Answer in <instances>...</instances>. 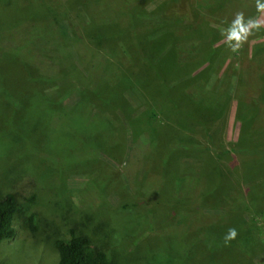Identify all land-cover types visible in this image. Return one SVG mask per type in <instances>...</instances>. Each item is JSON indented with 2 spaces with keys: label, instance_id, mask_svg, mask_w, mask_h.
I'll return each instance as SVG.
<instances>
[{
  "label": "rangeland",
  "instance_id": "1",
  "mask_svg": "<svg viewBox=\"0 0 264 264\" xmlns=\"http://www.w3.org/2000/svg\"><path fill=\"white\" fill-rule=\"evenodd\" d=\"M192 1L0 0V195L19 210L0 264H56L71 229L107 264H264V202L246 197H264V128L235 111L248 92L257 107L264 78L253 92L228 68L261 64L264 36L237 52L221 36L237 13L264 12Z\"/></svg>",
  "mask_w": 264,
  "mask_h": 264
},
{
  "label": "trees",
  "instance_id": "2",
  "mask_svg": "<svg viewBox=\"0 0 264 264\" xmlns=\"http://www.w3.org/2000/svg\"><path fill=\"white\" fill-rule=\"evenodd\" d=\"M220 1H224V3L226 2V0H218L217 2H215L214 6H212V8H214V9L222 8L224 6V3H221ZM241 1L242 0H239V3H236V2L232 3L231 2L232 4L229 5L228 9H230L232 12H234V10H236L239 6L246 5V4H244V2H241ZM261 3H264V0H261ZM188 4L189 3L187 2V5H185V6L187 9L186 12H188L189 14L184 13V16H182V19H184V22L181 21L182 24L186 23V20L188 21L186 15L189 17H193V13L190 10L191 5H188ZM137 7H138V5H137ZM222 9H224V8H222ZM196 19H198V18L194 17V21H196ZM200 23H199V26H200ZM259 31H261V32L258 34H256V33L254 34L255 39L264 36V28L259 29ZM204 34H206V33L204 32ZM208 44L209 45H208L207 49L209 48L210 51L207 52V50L204 49V52H206L205 55L209 56L208 59L211 60L210 61V63H211L212 59H213V57L211 56L212 50H218L219 47H213V45H211L210 43H208ZM255 44H264V39H262L261 42H258ZM198 46H201V44H199ZM157 48L158 49L160 48L163 51L161 53V55H166V56H167V54L172 53L174 50L173 47H171V46L170 47L169 46L168 47L167 46L166 47L156 46L153 49L156 50ZM166 48H168V49L171 48V52L165 53L164 51H166ZM138 49L140 50L139 47H138ZM168 56H169L168 59H170L171 55H168ZM250 58H254V57H250ZM263 62H261V64L258 62H257V64H255V63L251 64V63L247 62V58H242V60H239L236 62L237 65H235L236 63L232 62V64H230L231 66L228 68H231V67L236 68L237 67L239 72H237V69L234 72L237 76V78H235V79H237L238 84L241 83V85L244 86L245 89H249L251 91L253 90V92H254L256 88L252 87L251 82L255 76H257L258 78L260 76L262 78H264V76H263L264 72L260 73V74L258 72L261 68L264 67ZM186 68H187V66H186ZM188 68H190V67H188ZM193 69L194 68H191L190 71L193 72L192 71ZM203 71L205 72V81H206L208 79V76L210 75V72L207 69H205ZM203 71L201 70V71H198L197 73H200ZM258 75H260V76H258ZM230 76H231V73L229 71V72H225L224 75L220 78V84L219 85L226 90V93H227V90L229 89L228 85L231 81ZM259 82H260V88L261 89H257V92L260 93L261 95H257L259 98L257 107H255L256 103L253 100V94L251 92H248L247 97H248V95H250V97L247 99L244 98L242 100L239 99L237 102L236 110H235L237 112V114H238V112L243 113V114H247V116L249 117L248 120L250 122V130H252V131L257 130L259 128H264V125H263V123H264L263 122V120H264V107H263L264 106V99H262V98H264V87L262 86L261 79L259 80ZM194 90H196V89H194V87L182 86V89H180V94L183 95V97L189 95L192 97V99H194V95H193ZM229 91H230V89H229ZM242 94H244V93L242 92ZM254 97H256V96H254ZM226 99H228V98H226ZM224 102H225V99L223 100L222 104H224ZM216 104L218 105V101ZM216 113H217V111H216ZM216 113H215V111H213V114L208 116L209 124H211L212 122H214L217 119L216 117H218V115ZM213 118L214 119L216 118V119L214 120ZM216 126H217V121L214 122L213 127L215 128ZM141 136L144 137L147 141L148 136L145 137V135H143V133L139 134L138 136H134L133 138H131V140H133L134 138H137V137H141ZM134 141L135 140H133L132 143L130 142L132 147L136 146L137 142L135 143ZM258 150H262V147H258ZM263 158H264V156H263ZM253 160H254V158H252V161ZM256 160H258V157H256ZM221 175H223V176H221ZM221 175L219 174V176H221V177L226 176V175H224V173ZM259 182L264 183V181H259ZM255 194H256V192L253 194L252 191L248 192V190H247L246 197L249 199L250 202L251 201H255L257 203L264 202V197H259L261 200V201H259L258 197H254ZM17 213H19V210L17 209V202H16V197H15L14 193L5 192L2 195H0V240H2L3 238H7V237L12 235L11 223H12L13 217L14 216L17 217V215H18ZM151 216L153 217V215H151ZM221 218H222V216H221ZM32 219H33V213L28 215L27 217H25L24 222H26V224L31 223ZM225 219H226V217H225ZM225 219L222 221L224 222ZM210 222L212 224L214 221L211 220ZM208 227H213V224L211 226H208ZM31 229H32V227H31ZM214 229L215 228H213V230ZM218 245H219L218 243H214V244L209 246V248L211 249V252L209 253L210 260L215 256V251H216V249L219 248ZM54 246H55V249L57 251V256H58L56 264H107V256H106V253L104 252V250L92 247L90 242H89V239L86 235L81 234L80 232L78 233L77 231H75L73 229L69 230V236L67 238L60 237V238L56 239L54 242ZM228 248H230V247L228 246Z\"/></svg>",
  "mask_w": 264,
  "mask_h": 264
},
{
  "label": "clouds",
  "instance_id": "3",
  "mask_svg": "<svg viewBox=\"0 0 264 264\" xmlns=\"http://www.w3.org/2000/svg\"><path fill=\"white\" fill-rule=\"evenodd\" d=\"M257 10L264 12V3H261V0H257ZM261 27H264V24L258 18L249 17L246 19L243 13H237L228 24L226 31L221 33V36L225 37L227 48L232 52H237L247 42L249 36ZM235 236V229H229L225 242L227 243L229 239Z\"/></svg>",
  "mask_w": 264,
  "mask_h": 264
}]
</instances>
